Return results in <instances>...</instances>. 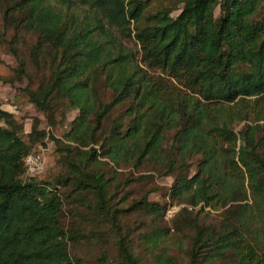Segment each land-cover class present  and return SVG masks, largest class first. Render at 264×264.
Wrapping results in <instances>:
<instances>
[{
	"label": "trees",
	"instance_id": "16d2710c",
	"mask_svg": "<svg viewBox=\"0 0 264 264\" xmlns=\"http://www.w3.org/2000/svg\"><path fill=\"white\" fill-rule=\"evenodd\" d=\"M150 6L0 0V46L28 81L24 96L52 125L56 112H78L68 143L50 135L61 168L41 180L24 159L45 132L34 121L24 140L0 103V264H83L68 244L76 225L61 221L66 202L115 238L117 254L102 249L97 264H147L134 228L124 231L131 213L150 218L151 264H264V0ZM153 175L171 177L170 201L151 190L131 200L128 186ZM174 203L184 205L165 218ZM204 207L217 221L200 220Z\"/></svg>",
	"mask_w": 264,
	"mask_h": 264
},
{
	"label": "rangeland",
	"instance_id": "374dc122",
	"mask_svg": "<svg viewBox=\"0 0 264 264\" xmlns=\"http://www.w3.org/2000/svg\"><path fill=\"white\" fill-rule=\"evenodd\" d=\"M150 1V11H153L158 6L168 4L170 0ZM175 14L176 12H173V15ZM27 38L28 41H32L33 39V37L29 35ZM26 43L28 42H21V44H19V48L21 50V56H23L28 64L31 65L27 53L28 48H24ZM16 68L17 60L9 51L7 45L0 46V78H3L0 79L1 107L17 116L20 121L19 129L22 131V137L26 141H28V137L26 135L31 130L34 121L39 122L38 128L45 132V137H43L37 145H34L36 143L31 144L29 154L43 156L45 167L42 171L37 173V179L48 180L52 178L54 174L58 173L61 168V164L57 161L59 154L56 151L57 142H55L54 139L57 138L61 142L68 143L63 135H65L70 129L71 121L75 118L78 112L77 110H72L63 116L59 115V112H56L55 125L49 123L46 116L33 104L29 103L27 98L24 96L22 89L28 84V81L26 78H21L17 74ZM28 70L31 71V74H35L32 66H30ZM31 87H34V85H31ZM243 124L244 122L238 124L235 129L238 130L241 126H243ZM50 135H53L54 139ZM105 168L110 173L111 168ZM120 173L121 174L118 176V180L122 182L124 186L125 180L128 179L132 173H129L128 169L120 170ZM171 181V177L153 175L146 182H141L138 185V188L133 189L131 186H128V189L126 190H130L128 196L131 200L138 198L145 190H151L150 200L154 202H168L170 200L168 197V199L165 197V194L169 189ZM192 208L193 206H191V209ZM198 208V206H195V209H193L196 211ZM78 218L80 217L75 215L73 216L71 214V208L66 202L61 215L62 224L65 227L73 225H76L77 227L73 233L77 237L68 243L71 255L81 258L83 260V264H97L96 258L102 249L107 250L110 257H114L117 254L115 238L111 233L105 232L107 227L101 225L100 223L99 226L96 227V225L93 224V221L91 222L89 218L84 219V221ZM199 218L204 222H215L217 221V218H219V211H214L208 207H204L199 215ZM124 222V231L125 229L126 231L129 230V227L134 228L128 231V238L130 241L140 244L141 256H143L142 258L147 264H151V261L146 257L145 250L143 249V238L141 235V233L149 230L148 227L149 224H151L150 218L147 216L144 218L143 215L131 213L126 215ZM139 222H143V225H140ZM92 230H94V234H97L99 237H96L95 235L94 238H91L93 235L91 234ZM174 236L175 234H173V237Z\"/></svg>",
	"mask_w": 264,
	"mask_h": 264
},
{
	"label": "built area",
	"instance_id": "2783aa9c",
	"mask_svg": "<svg viewBox=\"0 0 264 264\" xmlns=\"http://www.w3.org/2000/svg\"><path fill=\"white\" fill-rule=\"evenodd\" d=\"M25 166L27 168L28 173L34 174L42 171L45 167V162L43 156L29 154L24 159ZM184 204H174L169 206L166 210V218L173 216V214ZM191 209V206H187Z\"/></svg>",
	"mask_w": 264,
	"mask_h": 264
}]
</instances>
